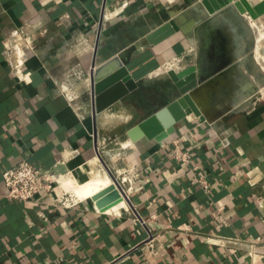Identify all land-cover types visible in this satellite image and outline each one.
<instances>
[{
  "label": "crops",
  "instance_id": "obj_1",
  "mask_svg": "<svg viewBox=\"0 0 264 264\" xmlns=\"http://www.w3.org/2000/svg\"><path fill=\"white\" fill-rule=\"evenodd\" d=\"M173 17L183 30L139 44L128 66L144 89L169 61L197 65L207 83L195 98L201 113L162 141L132 144L125 134L107 144V125L130 121L125 106L143 89L99 112L95 132L94 61ZM263 30L264 15L233 6L208 14L201 0H0V264H249L253 241L264 252ZM164 94L155 102L176 90ZM23 160L61 182L107 168L139 175L128 198L104 211L91 198L57 205L60 186L11 200L3 172Z\"/></svg>",
  "mask_w": 264,
  "mask_h": 264
},
{
  "label": "water",
  "instance_id": "obj_2",
  "mask_svg": "<svg viewBox=\"0 0 264 264\" xmlns=\"http://www.w3.org/2000/svg\"><path fill=\"white\" fill-rule=\"evenodd\" d=\"M201 3L208 14H214L226 6H233L240 13L249 14L253 19L264 15V0L256 3L251 0H201ZM181 30L183 29L179 23V18H169L146 32L138 43L117 50L108 55L102 63L94 61L91 85L95 132H97V115L99 112L125 100L131 93L143 89L128 66L131 54L137 49V46L139 44L157 45ZM167 74L177 91L174 98L156 102L143 118L128 128L126 133L132 140L138 142L148 139L162 141L171 136L176 131L177 124L189 114L201 113L195 98L207 83L200 86L204 80L198 72L197 65L192 64L180 69L173 67L167 70ZM115 185L114 183L107 186L93 196L92 200L100 210H107L128 198L120 185L117 184V188Z\"/></svg>",
  "mask_w": 264,
  "mask_h": 264
},
{
  "label": "built area",
  "instance_id": "obj_3",
  "mask_svg": "<svg viewBox=\"0 0 264 264\" xmlns=\"http://www.w3.org/2000/svg\"><path fill=\"white\" fill-rule=\"evenodd\" d=\"M24 60H20L18 67L22 65ZM178 59L167 62L162 71L170 68H177ZM177 69H180L179 67ZM23 81L27 80V76L22 77ZM175 154L184 161H189V155L186 153L180 143L175 141ZM112 172L113 183L119 184L124 191L126 197L133 189V185L138 179V173L133 167H124L110 169ZM60 174L55 171L41 166L29 160H23L19 164L6 169L3 172V179L6 186V197L11 200L29 201L41 192H53L60 186V193L56 197V204L64 207H73L78 204L82 198L67 190L60 179ZM114 176V177H113ZM203 187L208 191H212V183L202 178L199 180ZM122 192V191H121ZM216 239L215 237H209ZM256 242H250L248 249L249 264H259V260L264 257V252L256 249Z\"/></svg>",
  "mask_w": 264,
  "mask_h": 264
},
{
  "label": "rangeland",
  "instance_id": "obj_4",
  "mask_svg": "<svg viewBox=\"0 0 264 264\" xmlns=\"http://www.w3.org/2000/svg\"><path fill=\"white\" fill-rule=\"evenodd\" d=\"M165 75L168 76L167 71H164V74L156 76L152 80H149L147 82L148 86H146L148 88V91H149L148 95L146 96V94H147L146 93L143 96H141L140 98H138L137 101L134 102L133 104H130L132 102H129V104L127 106H125L124 111L128 112V113H126V114L124 113V115H127L129 113H131L133 115L131 117L130 121L124 122V121H119V119L118 120L114 119L109 125H107L106 130L109 131V133L112 137L111 140L107 141V144L109 141H111L114 144L115 142L120 141L121 138L128 136L126 133L127 129L130 128L132 125L136 124L143 116H145L153 108V105L156 103L155 99L157 98V97H155V95H156V92H158L159 88H161L165 92L164 95H166L170 92H173V94H175V88L173 86L171 88V86H169L167 84V82H165V80L167 79V77H165ZM146 97L149 99H151V98H154V99H152L151 101L149 100L150 102H146L147 101ZM159 98H161V97H159ZM125 134H126V136H125ZM135 143H138V141H135ZM104 154L106 156V153H104ZM110 169L111 168L105 169L103 173H107L110 177H112V174H111L112 172ZM100 172L101 171H99L98 173H100ZM94 175H96V173H94L92 175V177ZM111 181H112L111 184H114L113 179Z\"/></svg>",
  "mask_w": 264,
  "mask_h": 264
},
{
  "label": "bare ground",
  "instance_id": "obj_5",
  "mask_svg": "<svg viewBox=\"0 0 264 264\" xmlns=\"http://www.w3.org/2000/svg\"><path fill=\"white\" fill-rule=\"evenodd\" d=\"M201 9H203V8H201ZM262 36H263V32L261 31V33H260V35L258 36V39H257V53L258 54H259L258 50H259L260 46L262 45ZM37 50H40V49H37ZM257 58L258 59L261 58L260 55ZM262 59L263 58H261L260 60H262ZM162 70L163 69H159V70H157V72H161ZM128 141H130L132 144H136L135 141L132 140L131 138H129ZM111 180H112L111 177L107 173H103V172L98 173V172H96V175H94L91 178H88L84 182H78V180H76L74 178H68V177L62 179V182H63L64 187L67 190L71 191L73 194L77 195L78 197H80L82 199H85V198H93V196L98 191H100L101 189H103V188H105L107 186L112 185L111 184L112 183Z\"/></svg>",
  "mask_w": 264,
  "mask_h": 264
},
{
  "label": "flooded vegetation",
  "instance_id": "obj_6",
  "mask_svg": "<svg viewBox=\"0 0 264 264\" xmlns=\"http://www.w3.org/2000/svg\"><path fill=\"white\" fill-rule=\"evenodd\" d=\"M147 93V94H146ZM148 93H149V91H148V88L147 87H145L142 91H141V94H146V96L148 95ZM142 95V96H143ZM143 100V99H142Z\"/></svg>",
  "mask_w": 264,
  "mask_h": 264
}]
</instances>
